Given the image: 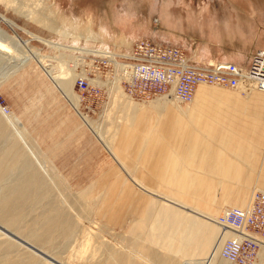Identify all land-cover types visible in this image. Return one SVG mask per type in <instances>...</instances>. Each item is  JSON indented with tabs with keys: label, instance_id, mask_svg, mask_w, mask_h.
Returning a JSON list of instances; mask_svg holds the SVG:
<instances>
[{
	"label": "rangeland",
	"instance_id": "1",
	"mask_svg": "<svg viewBox=\"0 0 264 264\" xmlns=\"http://www.w3.org/2000/svg\"><path fill=\"white\" fill-rule=\"evenodd\" d=\"M161 1L0 0V14L13 23L0 20V43L7 48L0 51V225L60 263L226 264L217 255L193 262L190 259L201 257L176 252L199 246L200 239L187 242L191 234L188 227L183 226L188 232L179 235L178 243H172L171 238L154 239L151 234L153 228H160L167 237L172 234L171 227L164 235L165 227L151 226L149 240L139 236L130 240L127 220L115 224L122 219H114L112 202L100 200L98 193L81 192L79 184L72 183L64 171L54 169L40 152L31 130L35 123L48 127L50 122L47 113L51 108L44 110L35 99L36 93L46 86L55 87L117 160L109 143L115 127L131 109L151 100L130 98L109 73L97 72L98 62L88 52H125L136 39H161L156 24ZM241 1L237 3L246 4ZM255 1L264 9V0ZM55 76L59 79L53 80ZM77 77L88 80L85 90L74 86ZM43 137L42 144H48L50 137ZM170 206L158 209L157 215L166 219L175 209L179 218L191 217L185 210ZM181 229L175 233L180 234ZM0 264L52 263L0 230Z\"/></svg>",
	"mask_w": 264,
	"mask_h": 264
},
{
	"label": "crops",
	"instance_id": "2",
	"mask_svg": "<svg viewBox=\"0 0 264 264\" xmlns=\"http://www.w3.org/2000/svg\"><path fill=\"white\" fill-rule=\"evenodd\" d=\"M172 1L168 21L173 17L171 23L178 33H158L161 39L155 40L182 47L192 61H225L246 68L252 53L264 51V36L255 34V28L262 30L255 17L259 14L257 1L249 2L256 15L247 0L245 5L237 3L241 0ZM226 22L236 30L229 29ZM250 22L254 24L252 34ZM53 88L39 89L35 96L44 110L51 108L48 127L31 126L40 152L54 169L79 184L81 192L98 193L105 196L100 200L111 201L114 219H122L115 224L127 220L130 240L133 236L149 240L151 226L165 227L164 235L171 227L167 237L160 228H153L151 234L154 239L171 238L178 243L188 227L187 242L200 239L199 246L184 252L174 250L201 257L190 259L201 262L209 258V242L218 236L229 237L230 231L200 221L199 215L175 204L191 217L179 218L174 209L163 219L157 210L170 208V199L201 215L215 216L224 207H245L253 187L264 190V93L258 90L245 93L238 88L197 85L188 105L173 97L138 105L114 129L109 143L115 160ZM45 129L49 132H43ZM44 134L50 137L48 144H42ZM254 264H264V247L257 251Z\"/></svg>",
	"mask_w": 264,
	"mask_h": 264
},
{
	"label": "built area",
	"instance_id": "3",
	"mask_svg": "<svg viewBox=\"0 0 264 264\" xmlns=\"http://www.w3.org/2000/svg\"><path fill=\"white\" fill-rule=\"evenodd\" d=\"M90 51L98 62L97 72L109 73L130 98L139 101L173 97L188 104L197 85L237 89L249 83L250 90L264 93L262 50L251 54L246 68L225 61L194 62L180 47L151 38L136 39L125 52ZM87 82L86 78L77 77L74 86L83 91ZM211 220L231 233L219 243L218 258L226 264H254L257 251L264 247V190L253 187L245 207H224Z\"/></svg>",
	"mask_w": 264,
	"mask_h": 264
},
{
	"label": "bare ground",
	"instance_id": "4",
	"mask_svg": "<svg viewBox=\"0 0 264 264\" xmlns=\"http://www.w3.org/2000/svg\"><path fill=\"white\" fill-rule=\"evenodd\" d=\"M140 1L141 0H138V3H140ZM146 1V0H145ZM143 2V1H142ZM172 2H174V1H172V0H162L161 1V6L159 7V10H158V13H159V21H158V23H156L158 26H157V28H159L158 30H160L161 32H163V34H165V33H168V32H177V28L175 29L174 28V26H172V23H171V21L173 20V17H172V20H170V21H168V18L171 16V13H170V10H169V5L172 3ZM179 2V0H175V3L177 4ZM137 3V4H138ZM146 6L148 5V4H145ZM230 6V5H229ZM228 6V7H229ZM139 6L137 5V7H136V9L138 8ZM229 9V8H228ZM140 10V9H139ZM230 11V10H229ZM256 11H257V13H259V14H257V16H255L256 18H257V26L259 25V26H261L262 27V30H259V29H257V28H255L256 29V35L258 34L259 36L258 37H261V36H264V9L263 8H259V9H256ZM242 13V12H241ZM0 17L5 21V22H7L8 24H10V25H12L13 23L11 22V21H9L7 18H5L2 14H0ZM171 18V17H170ZM169 18V19H170ZM255 18V19H256ZM230 19V18H229ZM176 20V19H175ZM227 20V18L225 19V21ZM231 20V19H230ZM236 20V19H235ZM174 21V20H173ZM237 21H239V20H237ZM168 22H170L171 24H170V27H168L167 25H168ZM177 24V23H176ZM224 24V23H223ZM226 24H228L227 22H226ZM225 24V25H226ZM237 24H238V22H237ZM179 26V25H178ZM228 27L230 26V24H228L227 25ZM237 26V25H236ZM249 26H251V30H250V34H252L253 33V31H254V24H252L251 22H250V24H249ZM221 27V26H220ZM223 27V26H222ZM256 27V26H255ZM217 28V27H216ZM232 27L230 26L229 27V29H231ZM234 28V27H233ZM233 28L231 29L232 31H233ZM218 29V28H217ZM220 29H222V28H220ZM226 29H227V27H226ZM235 29V28H234ZM240 29L242 30V28L240 27ZM236 30V29H235ZM179 31V34H180V30H178ZM216 30H214V33H217V32H215ZM223 31V30H222ZM222 31H219L220 33H222ZM230 31V30H229ZM259 31V32H258ZM226 32V31H225ZM178 33V32H177ZM224 33V32H223ZM219 34V33H218ZM226 34H228V33H226ZM238 34H239V32H238ZM241 34V33H240ZM239 34V35H240ZM246 34V33H245ZM182 35V34H181ZM217 35V34H216ZM223 35V34H222ZM228 35H230V34H228ZM237 35V34H236ZM238 35V36H239ZM237 36V37H238ZM217 37H218V35H217ZM226 37V36H225ZM232 37V36H231ZM240 37V40H241V36H239ZM248 37V36H247ZM249 38V37H248ZM257 38V37H256ZM243 39V38H242ZM237 41H238V39H237ZM244 41V40H243ZM258 41V40H257ZM231 45V44H230ZM252 45V44H251ZM241 47V46H240ZM5 48L6 47H4V45L2 44V43H0V51H3V50H5ZM6 50H7V48H6ZM5 50V51H6ZM49 73H50V75L52 74V72L51 71H49ZM53 74H54V72H53ZM56 78V80H57V78L59 79V77H57V76H55V77H53V80ZM249 83H245V84H241L239 87H240V89H242V90H244L245 91V93H248L249 91H251L249 88ZM189 104V103H188ZM127 174V173H126ZM128 176H129V174H128ZM130 177V176H129ZM132 179V178H131ZM133 180V179H132ZM134 181V180H133ZM144 189V188H143ZM144 190H146V189H144ZM154 194V193H153ZM154 195H156V194H154ZM158 196V195H157ZM159 197H161V196H159ZM162 198V197H161ZM164 200H165V198H163ZM167 199V198H166ZM15 200V199H14ZM169 203H171V204H175V205H178V206H180V207H182V208H184V209H186L188 212H190V213H196V215H199L200 217H204V218H206V220H208V221H210L211 223H212V225H214L215 227H216V225L212 222V220H211V217H209L208 215H201L200 213H198L197 211H194L193 209H190V208H188L186 205H183V204H181V203H179V202H175V201H173V200H167ZM11 204V203H10ZM228 232V231H227ZM226 232V233H227ZM216 239V238H215ZM225 239V238H224ZM223 240V238H221L220 236H218L217 237V239L214 241V238H213V240L211 241V242H209V253H208V256L209 257H213V256H215V255H217V248H218V245H219V243L221 242ZM210 263H211V261H210Z\"/></svg>",
	"mask_w": 264,
	"mask_h": 264
},
{
	"label": "water",
	"instance_id": "5",
	"mask_svg": "<svg viewBox=\"0 0 264 264\" xmlns=\"http://www.w3.org/2000/svg\"><path fill=\"white\" fill-rule=\"evenodd\" d=\"M0 20L4 21L1 17ZM0 230L7 235L10 239L14 240L15 242L23 245L24 247H26L27 249H29L30 251H32L33 253H35L36 255H39L40 257H42L43 259H46L47 261H49L52 264H63L58 262L57 260L53 259L52 257H50L49 255L45 254L44 252H42L40 249H38L37 247L31 245L30 243L24 241L23 239L19 238L18 236L14 235L12 232L8 231L7 229H5L4 227H2L0 225Z\"/></svg>",
	"mask_w": 264,
	"mask_h": 264
}]
</instances>
